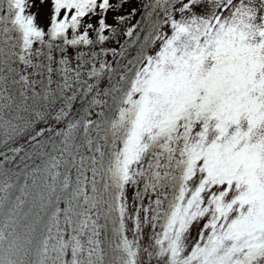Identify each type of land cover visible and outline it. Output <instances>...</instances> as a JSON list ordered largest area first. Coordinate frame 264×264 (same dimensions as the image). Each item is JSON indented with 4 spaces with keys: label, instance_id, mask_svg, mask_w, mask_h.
<instances>
[{
    "label": "snow or ice",
    "instance_id": "6c2138e0",
    "mask_svg": "<svg viewBox=\"0 0 264 264\" xmlns=\"http://www.w3.org/2000/svg\"><path fill=\"white\" fill-rule=\"evenodd\" d=\"M0 264H264V0H0Z\"/></svg>",
    "mask_w": 264,
    "mask_h": 264
}]
</instances>
